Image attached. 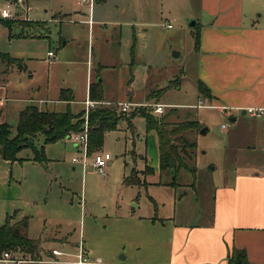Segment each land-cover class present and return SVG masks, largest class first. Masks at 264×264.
I'll return each mask as SVG.
<instances>
[{
    "label": "rangeland",
    "instance_id": "rangeland-1",
    "mask_svg": "<svg viewBox=\"0 0 264 264\" xmlns=\"http://www.w3.org/2000/svg\"><path fill=\"white\" fill-rule=\"evenodd\" d=\"M123 2L108 0L103 5L110 19L100 29L95 27L92 37L88 25L81 21L87 18L89 5L81 0H25L23 5L12 0H0V18L2 8L10 5V11L14 14L13 24L26 26H13L9 31L0 25V52L21 59L32 73L27 76L13 69L9 73L10 81L21 94L30 92L26 95L35 99H50L56 95L59 87L67 84L80 101L85 98L87 58L90 56V60L93 56L96 61V56L102 52L106 63H115L114 67H107L99 76L104 78L103 92L112 101L107 102L109 106L102 102L96 107H109L121 114L120 104L127 99L126 90L130 86L133 100L139 99L140 103L149 104L136 109L145 107L150 112L153 104L160 103L164 106V113L171 112L167 121L197 122L198 129L187 133L188 140L196 143V187L193 189L183 185L191 181V175L184 171L177 176L182 184L177 188L150 182L146 185L123 184L124 175L132 169H144L146 162L155 161L157 152L156 132L146 131L145 119L140 113L135 111L137 114L130 118L132 127L128 126L125 116H130L134 108L130 113L122 114L124 116L115 129L105 133L99 151L88 155L84 171L79 166L73 170L71 163L73 157L82 156L81 146H75L68 138L44 144L43 135L38 134L33 140L34 144L37 148L44 146L47 160L33 161L34 151L30 147L18 152L17 157L21 161L15 163L10 171V198L13 201L10 213L13 210L17 212L11 222L27 216L28 234L46 238L44 240L49 243L48 247L59 245L50 243L51 237L57 238L55 240L67 237L69 241L77 243L82 236L99 252L119 249L117 257L125 255V251L137 254L135 246L126 245L125 250H121L124 247L122 242L127 239H124L119 221L107 218L106 213L113 215L120 208L119 205L120 210H135L138 213H153L156 207V215L161 219L174 216L178 224L208 225L214 218V201L219 185H234L231 174L233 166L236 164L241 169L245 161L264 165V118L260 121L236 113L237 120L232 122L229 112L223 115L216 107L197 106L198 61L192 34L195 27L188 26L194 19L186 20L184 16L192 1H157L159 12L163 6V9H170L172 14L164 10L163 15H158L157 25L152 31L139 38L135 50L137 60L130 70L121 60L129 56L132 33L125 26L119 30V26L111 22L115 19L116 5ZM128 4L132 6L131 0H128ZM25 6L28 7L27 12H23ZM166 17H169L172 28L166 27L169 22L164 19ZM22 29L25 37H16ZM48 51L53 52V58H47ZM174 52L180 55L174 56ZM61 54L64 59L60 60ZM0 67H5L1 60ZM175 79H179L178 87L174 86ZM162 89V92L156 91ZM152 91L156 92L146 96ZM35 105L54 111L66 110L61 102L37 101ZM70 107L75 113L83 105L73 102ZM163 114L153 115L160 117ZM16 121V118L7 119L13 133ZM204 127L208 130L200 133ZM248 131L252 134L246 135ZM246 136L248 138H244ZM244 139L256 142L254 148L250 152L242 148L241 153L235 154L232 146L241 141L244 144ZM97 153H108L111 158L104 175L97 173L92 165ZM187 162L188 165L191 161ZM3 165L0 163V172ZM160 179L171 180V175L147 176V181ZM131 199L140 202L139 210L132 208ZM150 237L144 231L138 236L141 251H147ZM152 239L155 240V237L152 236ZM159 244L167 247L166 239L160 238ZM68 260L69 257H60V261Z\"/></svg>",
    "mask_w": 264,
    "mask_h": 264
},
{
    "label": "crops",
    "instance_id": "crops-1",
    "mask_svg": "<svg viewBox=\"0 0 264 264\" xmlns=\"http://www.w3.org/2000/svg\"><path fill=\"white\" fill-rule=\"evenodd\" d=\"M93 1L94 4L92 3L91 6L88 4L89 11L87 18L81 20L88 25L89 35L91 33L92 37L95 27L100 29V26H105L106 20L110 19L109 14L102 8L108 0ZM157 1L131 0L132 6H130L128 0H124L122 4L116 5V9L114 10L116 13L115 19L111 22L113 25L119 26V30L125 26L132 33V45L129 50V56L121 60L129 70L135 65L137 60L135 50L139 38L152 31L153 27L157 25L158 15H163L164 10H167L165 13L172 14L170 9H163V6L159 12L156 7ZM160 1L163 2L164 0ZM187 1L192 2L184 16L186 20L194 19L190 21H194V24L190 25L189 22L188 26L195 27V31L193 30L192 34L194 36V53L198 61V82H202L209 89L211 96L206 97L201 95L197 89L198 101L200 99L208 100L219 111L221 110L218 106H226L228 108L226 114L229 112V120L232 122L237 120L236 113L249 115L251 118L263 121L264 114L255 117L251 116L246 110L248 108H264V0ZM27 10H23V12H27ZM168 18L164 19L168 20V23L171 24ZM1 20L5 19L0 18V25L6 27L1 23ZM13 26L26 27L14 24ZM6 28L9 31L11 30L8 27ZM16 37H25L23 29ZM0 54L5 53L0 52ZM5 55L11 57L7 53ZM178 55L180 53L174 52V56ZM89 57L86 61L87 69L84 81L85 98L79 101L76 99L73 88L67 84L57 89L56 95L52 97L53 99H35L30 95H26L30 92L26 94L23 92L21 94L11 83L9 73H12L13 69L27 76H31L32 73L27 70V65L21 59L11 57L14 61L10 62L5 57L0 56L1 62L5 63L4 69L0 67V123L5 122L8 124L7 119L9 118H16L18 121L19 112L29 104L35 105L37 101L41 103L61 102L66 106V110L69 109L71 112V104L73 102H80L83 107L79 111L72 113H83V116L85 110L84 102L86 100L97 103L103 102L109 106L107 102L112 100L107 98L105 91L103 92L104 78H100L99 76L106 71L107 67H114L115 63H106L102 52L96 56V61L93 60V56L90 60ZM61 59H64L63 54L60 55ZM92 84L96 85L94 90V95H98L96 99L90 97V87ZM156 91H152L146 96ZM132 92L133 90L129 86L126 90L127 99L123 100V103L126 101L145 104L140 103L141 100L139 99L133 100ZM23 102L25 103L23 104ZM133 108L136 109V107ZM38 109L40 111H54L49 110L47 107L45 109H42V107ZM243 110L245 111L244 114H242ZM150 112L154 114L152 111ZM128 126L132 127V122L131 126L129 123ZM222 127L224 128L225 125H222ZM233 134L232 136H234ZM248 134H252V132L248 131L246 135ZM244 138H248V136ZM63 139L66 140V137ZM244 140V144L241 141L240 144L232 146L234 153L240 152L242 148L248 152L252 151L251 149L254 148L253 146H255L256 142L249 139L248 141ZM234 158L236 163V156ZM19 161H21V158L12 162L0 158V163L4 164L2 172H0V226L4 223L6 215H11L12 221L17 214L16 210L10 213L11 208H13V201L10 198L12 196L10 195V171L13 165ZM71 163L73 164V170H75L76 166H79L82 171L86 168L80 162L71 161ZM146 165L150 166L153 171L147 174L144 172L145 167L140 170L135 169L139 181V184L136 185H141V183L146 185L149 182L171 188H177L182 185L178 182L177 178L176 184L172 185L173 177L171 173L160 170L158 140L155 161L152 163L146 162ZM189 167L195 171L192 173L191 171L182 170L191 175V181L183 185H188L195 189L197 173L195 158L190 162ZM163 173L171 175V180L147 181V176L153 174L161 176ZM129 174L124 175V177ZM231 174L234 176V185H219L220 187L217 189L218 193H216L214 201V218L208 225L178 224L175 223L174 216L162 218L166 220L165 222L161 217L156 215V207L153 213H138L135 210H120L121 205H119L120 208L117 211L120 210V212L116 211L113 215L106 213L105 216L107 218L119 221L121 232L125 237L124 239H127L122 242L123 244L121 245L124 247L121 250H125L126 245L135 246L137 254L133 252L129 254L125 251V255L120 254L117 257L120 252L118 251L119 249L102 250L99 252L94 249L89 240L86 241L82 236H80V240L77 243L69 241L67 237L59 238L60 240H55L57 238L51 237L52 242L50 243H57L61 246L66 244L67 247H56L59 245L48 247L47 244L49 243L44 240L46 238L43 239L40 236L32 237L28 234L29 221L27 216H23L14 222L27 218L25 232L28 238L39 241L38 256L33 258L30 254H24L20 250H14L13 252H17V255L21 257L34 260V262H28L32 264H76L78 246L81 244L84 255L88 258V262L84 264H228L230 252L233 249H237L244 250L246 259L250 264H264V165L262 163L255 165L245 161L241 169L239 166L236 167L235 164ZM124 177L123 184L125 186L135 185L125 184ZM130 203L132 208L140 209V202L138 200L131 199ZM143 231L151 235L150 239H148L149 247L147 251H141V245L138 240V236L140 237ZM152 236L155 237L156 241L152 239ZM162 237L166 239L167 247L159 244ZM52 249H57L62 254L53 255ZM62 256L69 257V260L60 261V257Z\"/></svg>",
    "mask_w": 264,
    "mask_h": 264
},
{
    "label": "trees",
    "instance_id": "trees-1",
    "mask_svg": "<svg viewBox=\"0 0 264 264\" xmlns=\"http://www.w3.org/2000/svg\"><path fill=\"white\" fill-rule=\"evenodd\" d=\"M1 23L9 29L13 25V21L8 19L1 20ZM0 56L5 57L10 62L14 61L13 58L5 54H0ZM178 80L173 81L175 87L178 86ZM95 87V84L90 87V97L92 99L98 98V95H94ZM197 89L201 95L211 97L209 89L202 82L197 83ZM163 90H160V92ZM135 111L144 117L146 131L156 132L160 170L171 173L173 177L171 184H176V178L182 170L194 173L195 170H191L190 164L187 165V161L194 160L196 143L194 140H188L187 133L196 128L198 129L197 122H169L166 119L171 115V112L156 117L151 112L146 111L145 107L133 110L127 118L135 116L137 114ZM122 114H117L114 109L109 107H95L89 111L88 154L101 148L105 133L117 127L119 120L124 116ZM83 121V113L73 114L69 109L64 112L40 111L35 105L29 104L19 112L15 133L12 132L11 126L7 123H0V158L11 162L18 160V152L23 148L30 147L34 151L32 159L38 162L44 161L46 159L44 146L37 148L33 141L34 138L41 134L44 137V144L56 142L74 131L81 130ZM129 121L128 123L131 126ZM152 171L153 169L150 166H145L144 172L149 174ZM124 183L139 184L135 169L124 177ZM26 227L27 218L13 223L11 222V215H6L4 223L0 226V255L4 251L20 250L24 254H30L31 257L38 256L39 241L27 237ZM228 264L250 263L246 259L244 250L233 249L229 254Z\"/></svg>",
    "mask_w": 264,
    "mask_h": 264
},
{
    "label": "built area",
    "instance_id": "built-area-1",
    "mask_svg": "<svg viewBox=\"0 0 264 264\" xmlns=\"http://www.w3.org/2000/svg\"><path fill=\"white\" fill-rule=\"evenodd\" d=\"M84 3H87L91 6L93 3V0H81ZM14 3L18 5H23L24 0H16ZM28 9L27 6H25V10ZM1 16L4 19L12 20L14 14L10 11V5H6L1 10ZM168 28H170L171 24H166ZM54 56L53 52L48 51L47 57L50 59ZM85 111H84V121L82 125V129L79 131H74L70 133L66 138L71 140L75 146L79 147L81 146L83 148V154L80 158H72V162H80L82 165H85L87 163L88 158V115L89 111L96 107L97 102L86 100L85 102ZM149 104H139V103H132V102H124L120 104V111L122 113H128L133 107H140V106H148ZM197 106L201 107H216L214 104L208 100L200 99L198 101ZM218 108L221 110L222 114L225 115L228 108L226 106H218ZM154 114L161 115L164 113V106L160 103H156L152 105V110ZM251 116H261L264 114V108H248L246 110ZM110 159V155L108 153H97L94 155L92 160V165L95 168L96 172L100 175H104L106 172V167L108 164V161ZM53 255H60L62 252L58 251L57 249L51 250ZM77 260L76 264H84L88 262V258L84 255L83 249L81 244L78 246V253L76 255ZM36 261V260H35ZM26 262H34V260L21 257L17 255V252L13 251H4L0 255V264H23Z\"/></svg>",
    "mask_w": 264,
    "mask_h": 264
},
{
    "label": "water",
    "instance_id": "water-1",
    "mask_svg": "<svg viewBox=\"0 0 264 264\" xmlns=\"http://www.w3.org/2000/svg\"><path fill=\"white\" fill-rule=\"evenodd\" d=\"M193 24H194V21L190 22V25H193ZM244 113H245V111L243 110V111H242V114H244ZM206 129H207V128H205V127L202 128L201 131H200V133H205Z\"/></svg>",
    "mask_w": 264,
    "mask_h": 264
}]
</instances>
